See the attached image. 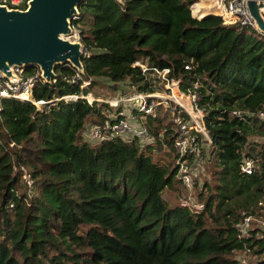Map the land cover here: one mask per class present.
<instances>
[{"label":"trees","instance_id":"trees-1","mask_svg":"<svg viewBox=\"0 0 264 264\" xmlns=\"http://www.w3.org/2000/svg\"><path fill=\"white\" fill-rule=\"evenodd\" d=\"M198 1L80 0L70 25L89 83H69L75 69L55 65L54 81L40 79L31 90L43 104L0 99V264H243L236 252L264 264L262 233L240 240L235 230L243 214L264 219V152L253 173L239 171L264 122V34L224 24ZM135 61L168 67L182 91L197 82L209 139L198 157L206 153L210 169L198 211L162 196L180 185L169 108L145 119L149 144L104 133L109 97L99 98L97 78L138 92L162 89ZM35 70L28 65L22 75ZM79 92L92 94L91 104L56 99ZM233 110L246 112L244 120ZM93 126L103 134L95 142L86 138Z\"/></svg>","mask_w":264,"mask_h":264},{"label":"built area","instance_id":"built-area-1","mask_svg":"<svg viewBox=\"0 0 264 264\" xmlns=\"http://www.w3.org/2000/svg\"><path fill=\"white\" fill-rule=\"evenodd\" d=\"M26 1L27 0H0V4L6 5L8 8H18L15 6H25ZM208 2L210 10L204 14L211 13L218 15L222 18L224 24H235L239 27H252L257 30L255 22L247 9L246 0H208ZM256 2L258 5V13L264 20V0H256ZM8 4L11 6L9 7ZM72 31V35L75 34L74 30ZM83 53L82 49V54ZM133 65L138 66L140 72L145 77L148 79L151 77L153 83L157 81V84L160 85L162 89H152L150 92H138L134 88H131V91L125 92L123 95L112 96L104 100L116 109L112 114H109L110 121L104 127V133L110 136H120L125 140L136 139L142 145L149 144L153 140L144 124L145 119L148 117H155L156 109L159 106L162 108H169V120L174 127L172 147L178 154L176 160L178 165L176 177L180 183L189 190L190 180L188 174L196 161L193 162V164H187L185 159H181V157L193 153L198 158L200 152L199 146L206 145L209 142L202 124V114L197 105V100L199 98L195 90L197 82H193L191 85L193 89L182 91L179 89V79L169 77L168 67L157 68L155 66H147L139 61H135ZM187 68L188 66L185 65L184 69ZM23 69L24 68L18 67L10 68L12 75L16 78L4 76L0 72V99L11 98L25 100L30 101L35 106H39L43 104L44 101L41 99L32 100L31 90L34 84L40 79L43 80V78L38 69L30 75H22ZM77 80L81 81L79 85L80 88H83L89 83L88 78H83L81 73L75 70L74 74L70 76L67 81L69 83H75ZM51 81H54V79L52 78ZM77 97H83L88 104H91L93 101L92 97H89V95H82L81 92L77 95L62 96L56 99H74ZM231 114L239 120H244L246 112L233 110ZM258 116L264 120V111L259 112ZM102 136L103 134L100 128L95 126L90 127L86 132V138L91 142L100 140ZM158 136H161L160 130L158 131ZM256 164L257 160L253 156H244L239 165V171L242 174L249 175L253 173L257 167ZM180 201L182 205L187 206L193 211H198L202 208V204L193 200L189 193ZM253 229H257L262 233L264 241V219L255 218L253 214L247 213L243 214L240 220L235 224L236 236L240 240L247 239L251 235Z\"/></svg>","mask_w":264,"mask_h":264},{"label":"water","instance_id":"water-1","mask_svg":"<svg viewBox=\"0 0 264 264\" xmlns=\"http://www.w3.org/2000/svg\"><path fill=\"white\" fill-rule=\"evenodd\" d=\"M80 0H27L24 8L0 4V72L10 68L35 66L45 82L54 76L55 65H70L82 73V45L70 40V20L77 14ZM257 31L264 34V20L256 0H246Z\"/></svg>","mask_w":264,"mask_h":264},{"label":"rangeland","instance_id":"rangeland-1","mask_svg":"<svg viewBox=\"0 0 264 264\" xmlns=\"http://www.w3.org/2000/svg\"><path fill=\"white\" fill-rule=\"evenodd\" d=\"M203 1V0H202ZM73 30V29H72ZM74 33L72 36L69 37L70 40H77L76 38V32L74 30ZM65 65V64H62ZM131 87L128 86L127 81L124 82H118L115 85H112L110 82H108L104 78H97V94H99V98H107L112 97L116 95H123L125 92L131 91ZM92 95V94H91ZM91 95L89 97H91ZM106 102V101H105ZM109 105V103L107 102ZM120 109V108H119ZM116 109L109 105V112L112 114L113 111ZM256 126L258 127L257 134L252 135L249 137L248 140H250L252 143V149H250L251 155L256 160H259V151L262 153L264 152V122H257ZM206 148V147H204ZM196 161V162H195ZM194 162L195 164L192 165V169L190 171L189 180V190L186 189L181 183L180 185L178 183H175L171 189H164L162 192V196L164 198H168L169 204H177V202L180 201V199L186 197V195L189 193L193 200L197 201V194L200 192L202 188L203 181H207L209 178V168H207V156L206 153L203 154V156L198 157ZM239 260L243 262V264H252L254 262V257L252 256V253H242V252H236L235 255Z\"/></svg>","mask_w":264,"mask_h":264},{"label":"crops","instance_id":"crops-1","mask_svg":"<svg viewBox=\"0 0 264 264\" xmlns=\"http://www.w3.org/2000/svg\"><path fill=\"white\" fill-rule=\"evenodd\" d=\"M197 3H202V4L205 3V4H209L208 0H203V1H202V0H199Z\"/></svg>","mask_w":264,"mask_h":264}]
</instances>
